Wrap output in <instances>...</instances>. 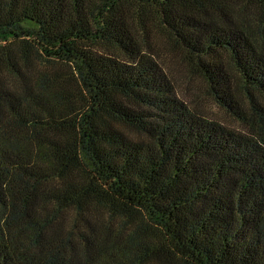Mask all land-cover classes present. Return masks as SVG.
<instances>
[{"label":"trees","instance_id":"1","mask_svg":"<svg viewBox=\"0 0 264 264\" xmlns=\"http://www.w3.org/2000/svg\"><path fill=\"white\" fill-rule=\"evenodd\" d=\"M0 264H264V0H0Z\"/></svg>","mask_w":264,"mask_h":264},{"label":"rangeland","instance_id":"2","mask_svg":"<svg viewBox=\"0 0 264 264\" xmlns=\"http://www.w3.org/2000/svg\"><path fill=\"white\" fill-rule=\"evenodd\" d=\"M176 67V77L180 84L183 85L181 90L193 106H197L199 110L207 115L219 118L228 123H233L231 117L204 93L202 82L198 76L192 75L191 78H188L178 61L176 62Z\"/></svg>","mask_w":264,"mask_h":264}]
</instances>
